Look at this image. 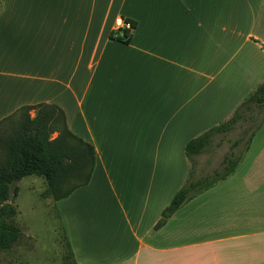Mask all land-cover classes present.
<instances>
[{
	"label": "crops",
	"instance_id": "0c3cea01",
	"mask_svg": "<svg viewBox=\"0 0 264 264\" xmlns=\"http://www.w3.org/2000/svg\"><path fill=\"white\" fill-rule=\"evenodd\" d=\"M119 17L136 22L127 42L109 36ZM262 80L264 0H0V121L55 105L95 150L89 182L55 200L74 264H264V122L231 174L155 227L185 143Z\"/></svg>",
	"mask_w": 264,
	"mask_h": 264
},
{
	"label": "trees",
	"instance_id": "16d2710c",
	"mask_svg": "<svg viewBox=\"0 0 264 264\" xmlns=\"http://www.w3.org/2000/svg\"><path fill=\"white\" fill-rule=\"evenodd\" d=\"M126 20L135 27V21ZM130 35L129 30L121 29L120 32L112 31L109 36L127 42ZM263 104L264 81L236 106L227 119L190 138L184 145L186 158L191 161L212 143L216 134L232 130L240 120L245 119L246 113ZM32 109L33 116L30 114ZM13 119L17 121V130L7 141L4 159L0 161V252L11 248L21 234L20 228L10 220L17 213L13 200H9L10 188L14 199L17 194L16 183L20 179L27 175L41 176L47 184L42 196L60 200L89 182L95 164L93 146L72 133L60 107L47 103L23 106L0 121V126ZM258 127L250 132L247 145ZM239 142V139L233 141L232 146ZM224 157V173L214 171L217 177L209 181L207 177L188 180L173 194L169 204L162 210L156 228L162 226L187 200L231 174L241 158L234 160L233 153Z\"/></svg>",
	"mask_w": 264,
	"mask_h": 264
},
{
	"label": "rangeland",
	"instance_id": "374dc122",
	"mask_svg": "<svg viewBox=\"0 0 264 264\" xmlns=\"http://www.w3.org/2000/svg\"><path fill=\"white\" fill-rule=\"evenodd\" d=\"M220 82L222 81L215 80L210 84V93L216 90ZM239 82L230 88L232 96L236 90H239L240 85L242 86L240 91H243V81ZM259 83L255 85V88ZM245 116V119L240 120L232 130L216 134L212 143L189 161L186 181L203 177H207L208 181L212 180L217 177L214 171L219 174L224 173L222 161L225 155L233 153L234 160L242 157L250 132L264 122V104L246 113ZM16 130L17 121L14 119L0 126V161L4 159L7 141ZM237 139L240 142L232 146L233 141ZM174 164L175 161H165V166H170V169ZM172 174L165 177L169 185H172L174 180ZM16 185L17 194L14 199L12 196L11 201L13 200L17 213L10 220L20 228L21 234L11 248L0 252V264H74L65 237L63 219L60 217L58 208L55 207L56 202L52 198L42 196L47 188L45 179L41 176L27 175Z\"/></svg>",
	"mask_w": 264,
	"mask_h": 264
},
{
	"label": "built area",
	"instance_id": "2783aa9c",
	"mask_svg": "<svg viewBox=\"0 0 264 264\" xmlns=\"http://www.w3.org/2000/svg\"><path fill=\"white\" fill-rule=\"evenodd\" d=\"M115 24H116V31L118 32H120L121 29H127L131 31L133 28L130 21L121 17L116 19Z\"/></svg>",
	"mask_w": 264,
	"mask_h": 264
},
{
	"label": "water",
	"instance_id": "95a60500",
	"mask_svg": "<svg viewBox=\"0 0 264 264\" xmlns=\"http://www.w3.org/2000/svg\"><path fill=\"white\" fill-rule=\"evenodd\" d=\"M12 195H13V193H12V188H10L9 200L12 199Z\"/></svg>",
	"mask_w": 264,
	"mask_h": 264
}]
</instances>
